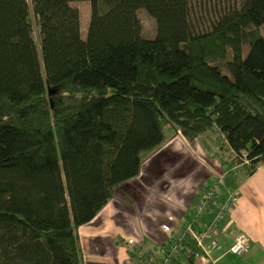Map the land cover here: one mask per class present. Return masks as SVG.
Returning a JSON list of instances; mask_svg holds the SVG:
<instances>
[{"label":"trees","instance_id":"obj_1","mask_svg":"<svg viewBox=\"0 0 264 264\" xmlns=\"http://www.w3.org/2000/svg\"><path fill=\"white\" fill-rule=\"evenodd\" d=\"M76 2L91 4L86 38ZM263 26L264 0L203 31L190 0H0V264H82L78 229L140 175L167 127L191 143L223 136L234 165L256 173ZM124 243L134 264L164 263ZM195 250L186 242L168 264Z\"/></svg>","mask_w":264,"mask_h":264},{"label":"crops","instance_id":"obj_2","mask_svg":"<svg viewBox=\"0 0 264 264\" xmlns=\"http://www.w3.org/2000/svg\"><path fill=\"white\" fill-rule=\"evenodd\" d=\"M216 139L214 134L207 133L191 143L179 134L150 156L140 175L125 183L122 193L121 185L97 217L78 229L82 264H134L124 242L154 255L156 249L162 248V260L166 259L172 235L178 234L191 218L197 202L212 189L210 183L229 175L235 178V189L224 185L216 189L211 210L199 225L213 222L217 206L238 194L239 203L219 224V249L212 253L215 262L194 259L190 264H264V163L252 176L242 169L233 170L234 154L227 150L228 156H223L216 147ZM227 161L231 173L224 168ZM166 226L172 235L164 230ZM239 234L246 235L249 241L243 256L229 252Z\"/></svg>","mask_w":264,"mask_h":264},{"label":"built area","instance_id":"obj_3","mask_svg":"<svg viewBox=\"0 0 264 264\" xmlns=\"http://www.w3.org/2000/svg\"><path fill=\"white\" fill-rule=\"evenodd\" d=\"M245 163L248 164V160ZM237 169V165L234 166L233 170ZM216 187L217 185L203 194L200 201L197 202L191 218L185 222L182 230L175 236L172 235V240L167 251V258L163 259L164 263H161V261L159 263L168 264L171 259L180 256L186 242H191L196 247L193 255L194 259H207L213 263L215 262L212 258V253L219 249L217 239L219 235V224L232 208L239 203L238 194H232L226 203L217 206L215 220L204 227H199L203 216L211 210L212 204L216 199ZM164 230L170 232L171 229L166 226ZM248 248L249 241L247 236L239 234L235 237L229 252L236 256H243L248 251ZM138 264L147 263L138 261Z\"/></svg>","mask_w":264,"mask_h":264},{"label":"rangeland","instance_id":"obj_4","mask_svg":"<svg viewBox=\"0 0 264 264\" xmlns=\"http://www.w3.org/2000/svg\"><path fill=\"white\" fill-rule=\"evenodd\" d=\"M242 2H243V0H190L193 20H194L195 24L200 28L199 30L203 31L206 28H210V24L218 18L220 13H222L224 11H229V9L231 10L234 7L238 8L241 6ZM72 5L75 8H78V10L80 11L82 37L86 38L87 30H88V26H89V22H90L91 4H90V2H76V3H73ZM138 17H139L141 24H142V27H143V36L145 38H148V39L155 38L156 33H157L156 21L145 10H140L138 12ZM262 33L264 35V26L262 29ZM247 51H248V49H246V52ZM165 133H166L165 144L162 145L157 151H159L169 141H171V139L174 138V136H178L179 134H181L179 130L176 131L175 128L172 129L171 127H167ZM215 137L217 138L216 142H218L217 146H216L218 148V151L223 153V156H226V155L228 156L227 146L225 144L224 137L223 136H215ZM206 155L209 156L210 154L208 153ZM183 159H184V157H183ZM226 160L224 159L223 161H226ZM227 162H228V165L225 166L224 168H227L228 172H229L231 170L230 169L231 167H229V165H230L229 161H227ZM234 166L232 168H234ZM229 173H231V172H229ZM229 173H227V174H229ZM221 180H222V182L220 183ZM150 182L151 181H148V183H150ZM212 183H210L211 188H214L215 185L220 183L216 187V189H218V190L220 189L221 185L229 186L230 189H235V187H236L235 178L232 175H229L225 179L222 178V179H219L216 182H212ZM124 184H122V189H121L120 193H122L124 191V188H126V186L124 187ZM120 186H118L116 188V190L119 191L121 188ZM127 186H129V185H127ZM169 186H170V184L166 185V188H168ZM169 234L172 235L171 231L169 232ZM155 254L161 258H164L165 251L162 248H159V249L155 250Z\"/></svg>","mask_w":264,"mask_h":264}]
</instances>
